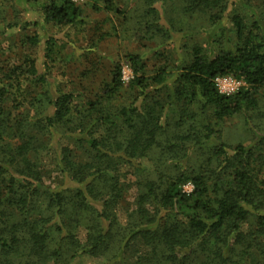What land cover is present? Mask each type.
<instances>
[{"label": "trees", "instance_id": "1", "mask_svg": "<svg viewBox=\"0 0 264 264\" xmlns=\"http://www.w3.org/2000/svg\"><path fill=\"white\" fill-rule=\"evenodd\" d=\"M103 5L123 12L113 0ZM43 10L60 25L81 17L69 0ZM183 10L211 27L207 47H193L187 62L171 67L164 60L150 73L141 55L127 54L133 78L125 101L119 62L88 97L54 88L25 100L21 75L49 81L34 59L9 67L6 81L0 77V264H67L77 256L102 264H264L258 176L264 156L257 153L264 136L233 148L213 140L216 124L233 116L247 123L264 99V12L251 0H184ZM145 14L172 36L171 20L160 24L156 6ZM92 50L97 54V46ZM227 75L244 83L229 95L216 85ZM189 106L200 117V133L193 128L169 137L172 121L188 120ZM209 140L214 143L200 159ZM194 150L198 158L187 171L184 158ZM149 155L156 161L151 168L143 160ZM47 174L62 181L49 185ZM127 176L138 188L132 210L122 205Z\"/></svg>", "mask_w": 264, "mask_h": 264}, {"label": "rangeland", "instance_id": "2", "mask_svg": "<svg viewBox=\"0 0 264 264\" xmlns=\"http://www.w3.org/2000/svg\"><path fill=\"white\" fill-rule=\"evenodd\" d=\"M52 1L55 0H0V77L3 78L12 65L23 67L26 59H34L42 64L41 71L49 79L48 82L41 83L21 75V89L24 90L22 93L25 100L37 98L42 91L54 88L91 96L102 81L109 78L113 63L119 62L125 86L121 101H125L132 93L128 84L133 78L127 54L141 55L150 73L153 66L164 63V60H168L171 67L173 64L187 62L193 47H207L205 37L211 27L199 13H185L184 0H154L149 6L145 4V0H113L115 6L123 11L121 14L107 12L103 0L94 1L97 4L95 9L91 5L93 1L83 0L76 4L80 8L81 17L74 24L68 25L45 19L43 6ZM251 2L254 7H259L264 12V0ZM152 6H156L162 16V19L158 20L160 24H167V19L171 20V37H166L161 28L153 26L156 20L152 18V14H145L147 7ZM49 43L53 49L52 54L47 52ZM94 45L97 46V54L92 50ZM80 99H83V95L77 100ZM9 105L6 101L4 107ZM184 112L188 120L183 125H176L172 121L173 117L171 118L167 133L169 137L193 128H197L196 133H200V117L196 109L192 106L184 107ZM215 128V142H222L231 148L239 144L252 146L264 136V99L259 100L258 108L251 113L247 123L242 117L233 116L219 122ZM164 138L163 134L160 139ZM214 141L205 142L203 149L199 151L200 159ZM260 151L264 156V145L260 146L257 153ZM75 153L81 155V148ZM192 154L184 158L187 171L191 169L189 166L195 165L198 158L195 150ZM151 156L156 159L159 155L155 151V155L151 153ZM146 157L143 159L145 166L154 167L156 161L150 160V155ZM253 166L256 169V164ZM259 170L258 176L264 181V162ZM127 177L128 189L125 191L122 205L124 210H132L138 188L134 182L135 178ZM45 179L46 183L52 186H58L62 181L61 177L53 174H47ZM184 189L191 191V184H185ZM123 207L122 210L119 209L120 214H123ZM123 218L124 216L121 219ZM80 235H84L83 232ZM67 264H102V260L77 256Z\"/></svg>", "mask_w": 264, "mask_h": 264}, {"label": "built area", "instance_id": "3", "mask_svg": "<svg viewBox=\"0 0 264 264\" xmlns=\"http://www.w3.org/2000/svg\"><path fill=\"white\" fill-rule=\"evenodd\" d=\"M75 4L82 2L83 0H69ZM123 79V75H122ZM244 83L241 80L234 78L233 76H220L216 78V85L219 91L223 94L229 95L236 92Z\"/></svg>", "mask_w": 264, "mask_h": 264}]
</instances>
